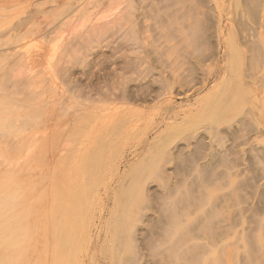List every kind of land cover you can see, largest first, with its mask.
<instances>
[{"label": "rangeland", "instance_id": "obj_1", "mask_svg": "<svg viewBox=\"0 0 264 264\" xmlns=\"http://www.w3.org/2000/svg\"><path fill=\"white\" fill-rule=\"evenodd\" d=\"M0 6V264H264V0Z\"/></svg>", "mask_w": 264, "mask_h": 264}, {"label": "bare ground", "instance_id": "obj_2", "mask_svg": "<svg viewBox=\"0 0 264 264\" xmlns=\"http://www.w3.org/2000/svg\"><path fill=\"white\" fill-rule=\"evenodd\" d=\"M14 1H15V0H14ZM11 2H13V1H11ZM0 7H1V6H0ZM0 10H1V9H0ZM34 13H35V12H34ZM6 14H7V13H6ZM2 16H4V15L2 14ZM29 17H30V16L21 17V18H20L19 20H17L15 23H13V24H9L8 28H6V29H8V30H13V31H14V30H15V31L17 30V31H18L20 28H22V27L24 26V24H25L27 18L29 19ZM32 17H33V15H32ZM30 19H31V18H30ZM30 19H29V20H30ZM6 27H7V26H6ZM4 28H5V27H4ZM9 28H10V29H9ZM35 28H36V27H35ZM44 29H45V28H43V30H44ZM36 30L39 31V29H37V28H36ZM40 30H41V29H40ZM41 31H42V30H41ZM45 31H46V29H45ZM48 32H49V31H48ZM13 33H14V32H13ZM13 33H12V34H13ZM14 35H15V34H14ZM12 36H13V35H12ZM12 36L9 37V38H14V36H13V37H12ZM45 37H46V36H45ZM8 42H9V41H8ZM73 44H74V43H73ZM65 47H66V46H65ZM68 48H69V47H68ZM27 49H28V48H27ZM70 49H71V48H70ZM24 51H25V50H24ZM68 51H69V50H68ZM21 54H23V53H21ZM26 54H27V53H26ZM13 55H14V54H13ZM17 55H18V57H19V53H18ZM13 59H14V58H13ZM15 59H16V57H15ZM12 61H13V60H12ZM15 61H17V60H15ZM15 61H14V62H15ZM19 61L23 62V60H19ZM38 61H39V60H38ZM57 62H58V61H57ZM17 64H18V62H17ZM11 65H12V64H11ZM11 65H8V66H11ZM22 65H23V64H22ZM55 65H56V64H55ZM12 66H13V65H12ZM57 66H59V65H57ZM54 67H55V66H54ZM13 68H14V67H13ZM15 68H16V67H15ZM17 68H19V67H17ZM54 69H55V68H54ZM3 73H4V72H3ZM39 73H40V72H39ZM4 74H5V73H4ZM5 75H7V72H6ZM5 75H3V76H5ZM33 75H34V74H33ZM7 76H8V75H7ZM1 77H2V76H1ZM1 77H0V79H2ZM4 78L6 79V76H5ZM4 78H3V80H4ZM33 79H36V78H33ZM33 79H32V78L29 79V80L27 79V80L25 81V84H26V83L31 84L30 82H32V84L29 85V86H35L36 83H33V82L36 81V80H33ZM41 79H43V78H41ZM41 79H40V80H41ZM44 79H45V78H44ZM38 80H39V79H38ZM40 80H39V81H40ZM4 81H5V80H4ZM43 81H44V80H43ZM43 81H41V82H42L41 84H43ZM49 81H50V80H49ZM69 82H70V81H69ZM2 83L4 84V82H2ZM2 83H1V81H0V84H2ZM18 83H19V81H18V79H16V80L14 81V84L17 85ZM20 83H21V81H20ZM21 84L23 85V83H21ZM25 84H24V86L27 85V84H26V85H25ZM33 84H34V85H33ZM38 84H39V83H38ZM38 84H37V85H38ZM70 84H71V83H70ZM72 84H73V83H72ZM8 85H9V84H8ZM37 85H36V86H37ZM43 85H44V84H43ZM55 85H56V84H55ZM62 85H63V84H62ZM65 85H66V84H65ZM5 86H6V82H5ZM27 86H28V85H27ZM39 86H40V85H39ZM39 86H37V87H39ZM79 86H80V85H79ZM0 87H1V86H0ZM61 87H62V86H61ZM67 87H68V86H67ZM67 87L65 86V88H67ZM72 87H73V85H72ZM46 88H47V87H46ZM65 88H64V89H65ZM69 88H71V87H69ZM69 88H68V89H69ZM43 89H44V88H43ZM71 89H73V88H71ZM77 89H78V88H77ZM86 89H87V88H86ZM1 90H2V89H1ZM59 90H60V89H59ZM69 90H70V89H69ZM81 90H82V89H81ZM90 90H91V89H90ZM60 91H61V90H60ZM71 91H72V90H71ZM82 91H83V90H82ZM40 92H41V91H40ZM56 92H57V91H56ZM69 92H70V91H69ZM84 92H85V91H84ZM35 93H36V92H35ZM70 93H71V92H70ZM81 93H82V92H81ZM83 94H84V93H83ZM37 95H38V94L36 93V96H37ZM66 95H67V94H66ZM76 95H77V93H76ZM79 95H80V94H79ZM38 96H40V95H38ZM39 98H40V97H39ZM58 102H59V101H58ZM60 103H61V102H60ZM52 104H53V103H52ZM55 106H56V103H55ZM59 108H60V107H59ZM62 108H63V107H62ZM38 194L41 195L40 193H38ZM53 194H55V191H54ZM55 196H56V195H54V198L57 200L56 202H58L59 205L62 207L63 205L60 204V203H63V202H64V200L62 199V196L59 195V196L61 197V198H60V197L57 195L56 197H58V199H57ZM58 203L56 204L57 207L59 206ZM58 208H59V207H58ZM40 210H41V209H40ZM35 211H36V209H35ZM37 211H38V210H37ZM43 211H44V210H43ZM43 211H42V213L44 214ZM40 212H41V211H40ZM67 212H68V211H67ZM38 213H39V212H38ZM64 213H65V212H64ZM63 215H68V214L65 213V214H63ZM39 216H41V215H39ZM63 219H64V222H63V227H62V229L65 230L66 232H68L69 223H70V221H71L70 214H69L68 216H66V217H63ZM39 220H40V219H39ZM64 233H65V232H64ZM64 233H63V234H64ZM65 234H66V233H65ZM65 234H64V235H65ZM67 234H68V233H67ZM64 237H66V235H65Z\"/></svg>", "mask_w": 264, "mask_h": 264}]
</instances>
